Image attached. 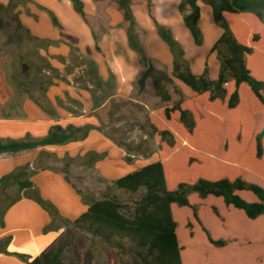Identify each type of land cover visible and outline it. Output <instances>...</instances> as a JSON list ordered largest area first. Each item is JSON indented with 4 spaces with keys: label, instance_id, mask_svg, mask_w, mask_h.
I'll return each mask as SVG.
<instances>
[{
    "label": "rangeland",
    "instance_id": "1",
    "mask_svg": "<svg viewBox=\"0 0 264 264\" xmlns=\"http://www.w3.org/2000/svg\"><path fill=\"white\" fill-rule=\"evenodd\" d=\"M182 1L132 0L138 16L137 21L143 27L145 43L149 51L142 45L144 51L142 53L131 49L136 53L138 62L143 67V72L137 78L135 77L130 96L120 95L112 98L114 94L111 95V91L104 90V97L100 99L103 95L98 94V90L95 89L96 87L88 74L89 66L84 65L83 62L89 60L75 48H72L70 52V63L64 73L56 69H49L50 77L59 80L64 78L66 81L68 75H73L70 77L71 82H69L72 88L87 89L91 92L92 101L69 99L66 101L68 105H65L66 109L74 117L95 118L97 126L89 124L94 128L90 131L89 136L95 131L105 135L123 150L125 153L124 160L130 159L139 162L136 166V163L131 164L135 166V169L142 166L145 161L148 163L161 159L163 154L175 150V148H170L167 142L161 140L154 132L150 114L166 107H172L179 101H184V106L187 108L194 109L196 107L192 104L193 99H195L193 92L174 77L173 54L166 42L159 36L154 20L156 19L163 28L171 32L177 39L185 52L184 59L195 75L200 76L207 69L209 77L215 80L220 72L221 62L213 48L222 31L213 18L212 9L202 3L200 4L202 18L199 28L203 35V44L198 47L186 28L180 13L179 7ZM119 11L121 10L119 9ZM121 12L123 13V11ZM185 13H187V8ZM240 16L242 15H228L227 21L236 37L243 44L249 45V41L252 44V36L248 41L251 33L255 32L261 35L262 43L256 48L259 53L257 52L251 58V63L253 76L264 81V27L249 15L242 18ZM4 31L9 32V35H5L7 33ZM12 31L5 27L0 29V58H8L4 60L6 64L4 68L13 79L19 93L22 91L33 93L38 90L42 92L39 96L42 99L46 94L45 90L51 85L45 80L48 76V69H45L46 66L42 63L41 58H35L30 50L27 52L16 49L19 37L17 38V35H14ZM152 31L153 37L150 35ZM153 39L157 41V44ZM23 41L25 42H22L24 48H36L34 44L29 43L26 37H23ZM145 56L148 57V60L145 59ZM58 60L61 63H67V59L64 57H59ZM33 61L35 62L33 63ZM24 64L27 65V70L24 69ZM150 66H152L151 69H149ZM91 69L95 71V68L91 67ZM155 71L165 73L172 79L171 83L164 84L171 97L169 102H164L156 92L155 78L153 79ZM241 100L242 105L236 111L213 107L207 101H201L202 106L199 108L201 115L198 116V120L202 121V124L199 126L195 142L198 143L199 147L209 149L207 133L219 126L231 139H233L235 132L241 133L242 144L241 135H239V145H235L229 139L224 140L220 145H216L221 157L213 165L219 170V175L215 177L231 179L242 177L264 187V158L261 161H256L254 156L255 145L251 146L254 143L255 132L263 126L264 108L245 86L241 91ZM41 102L47 104L48 101L43 100ZM59 103L60 101H58ZM108 103L110 104L108 105ZM260 108L263 113L262 120H260ZM157 121L162 127H171L170 123L165 120L157 118ZM228 126H231L230 130L226 129ZM180 148L182 149V146ZM215 155L218 156V153ZM192 157L198 159L196 155L192 154ZM86 161L87 159L80 160L79 158L76 160L67 159L63 161L61 166L57 165L58 162L54 160L50 162V165L57 171L65 173L71 184L77 188L87 202L102 200L105 196H115L123 204L133 209L134 204L145 194L144 189L137 194L116 189L113 182L102 179L91 169V165H85ZM125 163L127 166L130 165ZM253 164L256 167L250 170L249 166ZM171 165L179 179H192L207 175L208 170H211L210 163H208L207 168L194 167L189 170L183 166L179 155L171 160ZM83 166L84 169L82 170ZM16 190L11 193L15 195ZM190 201L192 205L197 207L201 221L211 236L216 240L228 241L229 246L225 249H217L211 246L202 231V227L194 219L193 212L188 208L176 206L174 210L179 229L178 238L180 245L185 248L182 253L184 264H264V216L256 221H251L246 218L244 213L233 208L229 210L222 200L215 198H208L204 202L197 195H192ZM212 206H217L218 211L220 210V219L213 213ZM190 223L193 225L192 230L188 229ZM8 232L0 231V237L5 236ZM63 232L62 239L68 244L65 248L64 264H136L132 252L131 257L123 253L116 240L108 241L104 237L89 233L85 228H75L74 226L65 227ZM192 232L194 237H191ZM67 235L70 236L67 238ZM37 236L36 233H33L34 244L40 242V238ZM26 243L30 244L29 241ZM18 244L20 248L27 247L23 241H18ZM13 259L18 263L22 261Z\"/></svg>",
    "mask_w": 264,
    "mask_h": 264
},
{
    "label": "trees",
    "instance_id": "2",
    "mask_svg": "<svg viewBox=\"0 0 264 264\" xmlns=\"http://www.w3.org/2000/svg\"><path fill=\"white\" fill-rule=\"evenodd\" d=\"M69 1L72 3L75 12L85 19L84 2L82 0ZM200 3L212 9L213 18L222 31L213 48L221 62L220 72L215 80L209 77L207 69L204 74L195 75L184 59L185 52L177 39L171 32L163 28L156 19L154 20L159 36L166 42L173 54L174 77L195 95L192 103L196 106L194 109L187 108L184 106V101H179L172 107H166L150 114L154 132L161 140L167 142L170 148H175V150H171V153L163 154L161 159L148 162L143 168L113 181L118 190L133 194L139 193L142 189L145 190V194L134 204L133 209L123 204L115 196H105L102 200L87 202L79 192L88 210L74 221H65L67 226L85 228L89 233L104 237L108 241L116 240L123 253L131 257L132 252L136 264H184L182 253L185 248L180 245L178 238L179 229L174 210L176 206L188 208L193 212L194 219L202 227V231L211 246L217 249H225L229 246L228 241L214 239L205 228L197 207L191 204L190 197L192 195H197L203 201L208 198L222 200L229 210L233 208L240 211L251 221H256L264 216V187L242 177L234 179L215 177L219 175V170L213 165L221 157L216 145H220L226 139L235 145H239L238 138L241 133L235 132L233 139H231L219 126L207 133L209 149H203L195 142L199 126L202 124V121L198 120V116L201 115L199 108L202 106L201 101L203 100L213 107L236 111L242 105L241 91L245 86L264 108V81L253 76L251 63V58L258 52L257 46L262 43V37L258 33H251L248 41L252 36V44H259L253 46L250 41L249 45L243 44L236 37L227 21L228 15H242L241 18L249 15L264 27V0H183L179 10L186 28L198 47L203 44V35L199 28L202 18ZM118 6L123 11L125 20L130 24L127 35L131 49L138 53L144 52L136 33L132 0H118ZM9 7H12V4ZM9 7H0V11L9 10ZM186 8L187 13H185ZM54 23L59 26L56 19H54ZM145 59L148 60V57L145 56ZM154 74L153 79L155 78V89L158 96L164 102H169L171 97L164 84L171 83L172 79L162 72L155 71ZM157 76L158 78H156ZM202 96L205 97L201 98ZM260 113V120H262L261 108ZM157 118L170 123L171 127L160 126ZM92 129L94 128L90 125L81 128L70 125L64 128L57 124L51 128L46 137L39 141L29 139L0 140V154H17L39 147L61 146L83 141L88 138ZM226 129L230 130L231 126ZM241 140L242 144V135ZM263 144L264 122L260 130L255 132L254 143L251 145H255L254 156L256 161H261L264 158ZM217 153L218 156L215 155ZM174 154L179 155L181 163L189 170L194 167L207 168L208 163L211 164V170H208L207 175L192 179H179L171 165V160L176 156ZM192 154L196 155L198 159L191 158ZM104 157L105 155H96L88 158L86 162L92 164ZM167 157L168 159H166ZM192 160L194 161L192 162ZM126 162L131 163L132 161L126 159ZM254 167H256L255 164L249 166L250 170ZM65 179L70 183L67 177ZM13 187L18 188L15 195L11 193ZM33 187L34 185L27 177L24 169H18L1 179L0 226L2 228L5 227L4 218L8 210L20 202L24 196L48 210L54 216L55 222L59 219L58 209L46 202L40 192ZM23 191L26 192L24 196H22ZM217 208V206L213 207L212 211L220 219V210L218 211ZM55 225L57 224L55 223ZM192 228L193 225L188 224V229L192 230ZM52 229L54 226L45 231L49 232ZM63 235L64 232L49 250L32 259L23 254L9 253L7 247L11 238L0 243V254L18 257L26 264H64L65 248L68 244L62 239ZM191 237H194L193 232Z\"/></svg>",
    "mask_w": 264,
    "mask_h": 264
},
{
    "label": "crops",
    "instance_id": "3",
    "mask_svg": "<svg viewBox=\"0 0 264 264\" xmlns=\"http://www.w3.org/2000/svg\"><path fill=\"white\" fill-rule=\"evenodd\" d=\"M82 1L85 4V19L75 12L69 0H0V7L8 8L12 4L9 10L0 11V29L5 27L9 31L13 30V34L19 37L17 50L27 52L30 50L35 58H41L45 69H48L45 80L51 84L45 90L46 94L42 99L39 97L42 92L38 90L33 93L28 91L19 93L13 79L4 68L6 67L4 60L8 58H0V140L39 141L57 124L64 128L70 125L77 128L89 124L97 126L95 118L74 117L65 107L68 106L66 101L69 99L92 101L91 92L87 89L72 88L69 82L73 75H66V81L64 78L59 80L50 77L49 69L64 73L70 63L69 55L72 48L79 50L88 58L89 61L83 62L89 66L88 74L98 94L103 95L104 90H109L111 95L114 94L112 98L120 95L130 96L135 77L143 72V67L129 45L127 32L130 24L117 8L118 0ZM132 8L137 35L141 45L148 50L143 27L137 21L134 3ZM54 19L59 26L55 25ZM4 33L9 35V32ZM152 34L153 31L151 37ZM23 37L36 48H24ZM153 40L157 44V41ZM59 57L66 58L67 63H61ZM91 67L95 68V71ZM27 68L24 64V69ZM103 97L104 95L99 98ZM43 100L48 101L47 104L42 103ZM96 155L105 157L92 164L86 162L85 165H91V169L99 177L111 182L148 164L145 161L142 166L135 169L139 162L132 161L127 166L123 150L97 131L79 142L39 147L17 154H0V182L4 176L24 169L34 185L33 189L38 190L42 198L54 205L60 213L59 219L55 222L54 216L48 210L25 197L26 192L23 191L24 198L12 206L5 215V227L0 226V231H9L0 237V243L11 238L7 247L9 253L23 254L29 259L41 255L53 246L65 230L67 227L65 221H74L87 212L88 207L77 188L71 182L68 183L65 179L66 174L57 171L50 162L56 160L58 162L56 164L62 166L63 161L67 159L86 160ZM81 169L83 170L84 166ZM15 189L18 190L17 187H13L11 192ZM51 226H54V229L46 232L45 230ZM32 231L38 235L40 242L34 244ZM18 241H23L27 247L20 248ZM13 258L19 260L15 256L0 254V264H26L22 261L18 263Z\"/></svg>",
    "mask_w": 264,
    "mask_h": 264
}]
</instances>
